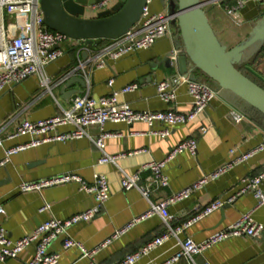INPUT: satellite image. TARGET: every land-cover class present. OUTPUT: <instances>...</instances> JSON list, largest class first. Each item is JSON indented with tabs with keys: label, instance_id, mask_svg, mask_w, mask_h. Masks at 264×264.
<instances>
[{
	"label": "crops",
	"instance_id": "obj_1",
	"mask_svg": "<svg viewBox=\"0 0 264 264\" xmlns=\"http://www.w3.org/2000/svg\"><path fill=\"white\" fill-rule=\"evenodd\" d=\"M114 3L115 0H112L111 6ZM150 11L155 14L167 11L164 0H154ZM98 13L99 11L90 7L85 17L95 18ZM206 13L216 35L229 48L243 42L257 22L264 18V8L254 1L248 2L240 10V16L245 21L240 28H235L221 9L212 6ZM176 31L173 37L161 39L149 49L132 52L116 61H110L108 66L101 69H91L89 63L95 54L93 49L98 47V40L92 46L64 43L61 46L64 50L63 56L45 67L44 76L49 79L48 85L41 82L40 76L32 75L2 93L0 160L5 157L6 149L29 142V136L9 138L20 122H37L60 115L63 109L69 107L73 97L87 91L93 97L100 98L125 86L137 84L135 91L119 96L120 102L130 104L137 111H168L173 108L179 113L188 114L192 110V98L186 85L176 89L177 98L173 104L162 101L157 94L159 82L172 80L180 75L178 57L172 54L180 43ZM106 44L103 43L99 48ZM259 46L255 44L246 50L243 61L238 66L242 71L245 68L256 77L250 76L252 79L264 84V48ZM85 52L89 53L87 59L83 58ZM194 76L200 81L206 79L198 71L194 72ZM78 78L85 81V86H82ZM111 79L114 80L112 86L109 85ZM69 80L73 82L65 86ZM208 84L219 91L212 105L195 120L170 127V134L165 138L149 134L150 128L143 122L133 125L108 122L104 129L120 132L122 136L106 140V153L117 155L138 152L121 158L116 165L99 164L102 153L87 136L65 142L44 143L12 155L6 166L0 169V206L5 210V214L0 215V227H4L9 236L16 240L31 234L52 217L67 220L96 206L94 194L85 191L77 182L30 192L20 191L22 183L38 182L63 174H77L91 185L95 174H103L108 180L109 200L92 220L79 222L69 229L73 239L87 248H93L149 210L148 200L138 189H123L122 171L133 175L149 162L165 159L181 142L195 138L198 145L196 156L185 152L167 164L164 172L169 178V185L158 188L151 196L153 201H161L235 157L256 149L264 136L263 116L230 92L219 90L210 81ZM232 111L244 116L242 123L237 124L232 120ZM204 126L208 130L203 134L200 129ZM164 127L166 126L158 124L155 128ZM69 130L72 127L59 128L60 132ZM87 132L92 138H96L102 130L98 126H91L87 128ZM263 169L264 151H261L218 179L210 181L189 198L171 205L168 210L175 217L172 224L176 227L184 225L211 202H227L246 185L244 180L256 176ZM148 175L149 172H143L141 178L144 180ZM260 187L264 192V180ZM45 203L50 204L51 209L40 211ZM256 204L254 194L247 192L232 204H226L193 223L178 238L183 240L189 237L197 243L203 242L214 232L228 227L243 214L253 210V219L264 228V208L255 209ZM164 230L165 225L159 216L146 219L97 254L95 261L98 264H115ZM178 238L172 237L135 264L164 263L179 251ZM34 251L35 246H30L18 259H8L0 264L29 262ZM50 251L60 254L58 264H88L87 259L80 258L77 248L63 250L61 240L54 242ZM195 261L197 264H264V229L257 239L242 236L221 242L196 256ZM174 264H186V260Z\"/></svg>",
	"mask_w": 264,
	"mask_h": 264
},
{
	"label": "built area",
	"instance_id": "obj_2",
	"mask_svg": "<svg viewBox=\"0 0 264 264\" xmlns=\"http://www.w3.org/2000/svg\"><path fill=\"white\" fill-rule=\"evenodd\" d=\"M153 1L147 0L141 20L126 34L116 40H109L106 46L94 50L93 59L89 62L91 69L104 68L109 65L110 61H116L132 52L149 49L157 41L174 36L176 30L172 26V21L175 19V15L170 14L168 9L163 13H152L150 5ZM250 1H254L264 8V0H202L205 10L212 6L223 10L226 16L231 19V23L235 28H240L245 24L240 16V10ZM111 4L112 0H101L99 3L92 5L91 8L102 12L109 9ZM69 42L74 45H84L81 41L54 32L46 26L41 10V0H0V98L7 88L22 83L32 75L40 76L41 82L48 85L49 79L44 76L45 67L63 56L64 50L61 46ZM180 51L181 48L177 46L172 54L178 57ZM113 82L114 80L111 79L109 85L112 86ZM181 85L187 86L188 93L192 98V110L188 114L179 113L173 108L168 111H137L130 104L120 102L119 96L135 91L138 88L137 84L125 86L119 91H113L108 96L100 98L93 97L89 91L76 95L72 98L69 107L63 109L60 115L37 122L27 120L20 122L9 138L29 136L30 140L28 143L6 149L5 157L0 160V169L5 167L9 158L16 153L39 147L48 142H65L86 136L91 138L102 153L98 161L99 164L112 163L116 165L121 158L138 152L117 155L107 154L105 150L106 140L122 136L120 132L106 131L104 126L108 122H122L128 125L143 122L149 126V134L165 138L170 134V127L195 120L212 105L218 96V91L208 83L193 80L190 75H178L172 80H163L157 84L158 97L168 104L175 103L177 98L176 89ZM230 116L237 124L242 123L244 120V116L235 111L230 112ZM158 124L166 127L156 129L155 127ZM64 126H70L72 130L60 132L59 128ZM91 126H98L102 130L96 138H92L87 132V128ZM207 130L208 128L204 126L200 129V133L204 134ZM1 144L0 141V146ZM197 149V141L192 137L176 146L165 159L149 162L133 175L122 171L121 183L123 189L126 191L138 189L144 198L148 200L149 210L145 214L134 218L130 224L117 230L110 238L93 248H87L83 243L73 239L69 234V229L79 222L92 220L101 212L102 207L110 197L108 180L105 175L95 174L91 185L87 184L77 174H63L38 182L22 183L20 191L30 192L41 191L44 188L69 182H77L81 184L85 191L94 194L96 206L67 220L52 217L38 226L31 234L16 240L9 236L4 227H0V263L8 259H18L20 254L28 247L35 246L32 259L22 264H58L61 256L59 253L51 252L50 248L54 242L61 240L63 250L77 248L80 251L81 259H87L88 264H98L95 261L97 254L138 223L159 216L165 225V230L145 243L136 252L125 255L115 263L135 264L143 256L162 246L172 237L178 238L179 234L193 223L209 216L226 204H232L239 196L247 192H252L257 200L255 209L264 208V192L260 187L264 180L263 169L256 176L244 180L246 185L227 202H211L184 225L174 226L172 221L175 217L169 213V207L189 198L193 193L202 190L210 181L218 179L235 166L264 151V136L261 144L253 151L235 157L169 198L153 201L151 196L154 191L169 185V178L164 172L167 164L185 152L196 156ZM143 172L150 173L144 180L141 178ZM50 209V204L45 203L40 211ZM253 211L243 214L235 223L214 232L203 242L197 243L189 237L183 240L178 238L179 251L162 264H174L181 260H186V264H197L195 261L196 256L230 238L242 236L259 238L264 228L262 224L253 219ZM2 214H5V210L0 206V215Z\"/></svg>",
	"mask_w": 264,
	"mask_h": 264
},
{
	"label": "water",
	"instance_id": "obj_3",
	"mask_svg": "<svg viewBox=\"0 0 264 264\" xmlns=\"http://www.w3.org/2000/svg\"><path fill=\"white\" fill-rule=\"evenodd\" d=\"M100 1L41 0V10L50 30L89 46L96 40H116L126 34L141 20L147 3V0H115L95 18L85 17L88 9ZM164 6L175 15L172 26L178 31L180 40V75L198 80L194 72H201L219 90L230 92L264 116V86L238 66L246 50L255 44L264 48V18L243 42L229 48L216 35L202 0H164ZM88 55V52L83 53V58L87 59ZM78 81L85 86L84 80ZM71 82L67 81L65 86Z\"/></svg>",
	"mask_w": 264,
	"mask_h": 264
},
{
	"label": "trees",
	"instance_id": "obj_4",
	"mask_svg": "<svg viewBox=\"0 0 264 264\" xmlns=\"http://www.w3.org/2000/svg\"><path fill=\"white\" fill-rule=\"evenodd\" d=\"M177 32V31H176ZM177 34H178V32H177ZM109 42V40H107V39H100V40H98V43L99 44H97L98 45V47H96L95 49H93V50H98V49H100L99 47H100V45H102L103 43L105 44V43H108ZM90 46H92V45H90ZM204 82H206V83H208L209 81H208V79L206 78L205 80H204ZM263 118H264V116H263Z\"/></svg>",
	"mask_w": 264,
	"mask_h": 264
},
{
	"label": "rangeland",
	"instance_id": "obj_5",
	"mask_svg": "<svg viewBox=\"0 0 264 264\" xmlns=\"http://www.w3.org/2000/svg\"><path fill=\"white\" fill-rule=\"evenodd\" d=\"M262 69H263L262 72L264 73V68H262ZM243 71H245L244 73H248L247 75H249V76H251L253 78H256L252 73H249V71L247 69L243 68ZM261 85H264V84H261Z\"/></svg>",
	"mask_w": 264,
	"mask_h": 264
}]
</instances>
